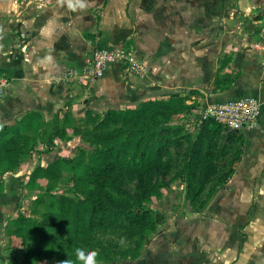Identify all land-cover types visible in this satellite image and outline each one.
<instances>
[{
  "label": "rangeland",
  "instance_id": "rangeland-1",
  "mask_svg": "<svg viewBox=\"0 0 264 264\" xmlns=\"http://www.w3.org/2000/svg\"><path fill=\"white\" fill-rule=\"evenodd\" d=\"M1 1L16 5L20 0H0V5L5 4ZM23 1L30 6L41 5V0ZM62 1L67 6V0ZM187 1L190 18L213 23V28L207 31V39L219 36L214 27L227 21L240 24L241 34L253 36L254 48L261 47L264 51V25L258 22L254 26L264 13V0H221L222 14L218 19L213 11V0H206L204 6L200 4L202 0ZM103 4L104 0H87L84 9L68 8L74 13L68 14L69 18L78 17L84 22L72 30L71 37L90 54L98 48L94 42L101 34ZM86 32L91 36L86 37ZM176 93L183 97L184 108L158 120L169 142L162 153L161 164L153 167L148 175L151 194H145V206L153 210L154 225L140 248V255L131 256L139 235L137 228L123 215L112 226L98 228L87 236L57 232L64 247L40 241L37 230L29 225L30 220L48 221L52 217L51 211L56 208H52L48 194L75 195L68 172L58 181L39 178L34 183L30 182L31 172H28L39 163L46 166L59 158L77 157L80 146L86 149L85 142L79 138L70 143L58 140L56 145L48 141L55 116L59 115L60 124L65 120L66 113L61 111L51 118L35 116L30 128L23 126L25 150L18 170L1 175L7 164L0 158V209L9 208V204V209L12 208L11 216L4 222V239L16 253L13 260L21 264H58L60 252L75 256L74 247L83 244L99 250L100 264H264V170L250 176L251 172L243 168L229 177L230 169L243 153L244 134L213 121L202 122L201 110L207 103L201 93L190 90ZM69 114L73 125L86 126L83 118ZM3 122L0 121V128L5 125ZM208 143L213 153L212 166L203 190L193 197L199 186L197 179L188 185L176 174L185 167L192 149L197 150L201 158ZM203 163L200 161L198 173L205 168ZM21 168L23 173L16 175ZM117 173L123 186L135 195L138 191L135 174L126 168L117 169ZM154 186H159V194Z\"/></svg>",
  "mask_w": 264,
  "mask_h": 264
},
{
  "label": "crops",
  "instance_id": "crops-1",
  "mask_svg": "<svg viewBox=\"0 0 264 264\" xmlns=\"http://www.w3.org/2000/svg\"><path fill=\"white\" fill-rule=\"evenodd\" d=\"M20 1L0 5V79L8 81L0 102L3 125L14 124L29 111L46 118L61 111L84 118L88 110L136 108L177 91H199L207 104L252 96L262 104L260 121L256 128L241 131L244 150L233 175L243 168L250 176L264 170V51L254 48L253 36L241 34L240 24L220 23L214 27L219 36L207 39L213 23L190 18L187 0H104L95 46L126 48L144 71L132 73L124 60L115 61L103 77L86 85L62 81L68 69L81 67L90 57L71 37L84 22L69 18L74 13L62 0H41L36 6ZM221 4L213 0L217 19ZM258 20L254 26L264 25V13ZM217 75L234 81L214 90ZM20 173L22 168L16 175ZM9 208L0 209V259L13 260L16 253L4 239Z\"/></svg>",
  "mask_w": 264,
  "mask_h": 264
},
{
  "label": "trees",
  "instance_id": "trees-1",
  "mask_svg": "<svg viewBox=\"0 0 264 264\" xmlns=\"http://www.w3.org/2000/svg\"><path fill=\"white\" fill-rule=\"evenodd\" d=\"M85 36L89 37L91 33H86ZM233 81L232 78L217 75L214 90L228 88ZM184 106L183 97L174 92L168 99L146 100L136 108L108 109L104 113L88 110L82 119L86 124L84 127L73 125L69 113L60 124L57 114L48 141L56 145L57 139L71 142L77 137L85 142L87 150L80 146L77 157L59 158L46 166L39 164L32 170L31 183L39 178L58 181L65 172L71 175L74 183V196L48 194L51 196L52 208H56L51 211L52 217L48 221L30 220L29 225L37 230L40 241L64 247L58 233L66 231L87 236L98 228L112 226L123 215L137 228L139 242L131 256H139L140 248L154 225L153 210L145 206V194H151L148 175L153 167L161 164L162 153L169 142V138L163 133L164 128L159 127L158 120L181 111ZM35 116L43 118L40 112L29 111L16 124H5L0 128V158L7 164L1 175L5 171L18 170L19 159L25 150L23 126L30 128ZM212 155L210 143L201 158L197 156V150L192 149L187 155L185 167L176 174L188 185L197 179L199 186L192 194L193 197L203 190L208 179ZM240 159L241 156L230 169L229 177L236 171ZM200 161L205 162V168L202 167L198 173ZM119 168H126L137 177L138 191L135 195L123 186L117 173ZM153 189L159 194V186H154ZM66 255L71 254L59 253L58 264H63Z\"/></svg>",
  "mask_w": 264,
  "mask_h": 264
},
{
  "label": "built area",
  "instance_id": "built-area-1",
  "mask_svg": "<svg viewBox=\"0 0 264 264\" xmlns=\"http://www.w3.org/2000/svg\"><path fill=\"white\" fill-rule=\"evenodd\" d=\"M120 60L129 64V70L132 73L144 71L142 63L131 56L126 48L121 50L95 48L81 67L68 69L62 81H79L87 85L103 77L109 64ZM7 84V79H0V100L3 98L4 87ZM261 112V102L255 97L246 96L207 104L201 110L200 118L202 122L214 121L232 131L241 132L256 128L260 121ZM0 264L21 263L15 260L0 259Z\"/></svg>",
  "mask_w": 264,
  "mask_h": 264
},
{
  "label": "clouds",
  "instance_id": "clouds-1",
  "mask_svg": "<svg viewBox=\"0 0 264 264\" xmlns=\"http://www.w3.org/2000/svg\"><path fill=\"white\" fill-rule=\"evenodd\" d=\"M87 5V0H67L68 8L72 10L84 9ZM75 256L66 255L63 259V264H100L98 257L99 250L90 248L83 244H78L73 249Z\"/></svg>",
  "mask_w": 264,
  "mask_h": 264
}]
</instances>
